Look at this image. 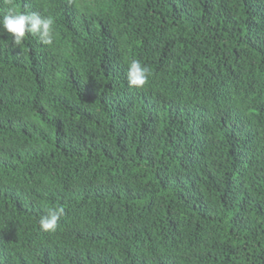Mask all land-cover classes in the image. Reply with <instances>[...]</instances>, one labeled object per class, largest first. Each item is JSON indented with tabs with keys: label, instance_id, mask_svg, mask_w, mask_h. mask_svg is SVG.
Masks as SVG:
<instances>
[{
	"label": "trees",
	"instance_id": "1",
	"mask_svg": "<svg viewBox=\"0 0 264 264\" xmlns=\"http://www.w3.org/2000/svg\"><path fill=\"white\" fill-rule=\"evenodd\" d=\"M9 8L55 36L0 27V264H264V0Z\"/></svg>",
	"mask_w": 264,
	"mask_h": 264
},
{
	"label": "clouds",
	"instance_id": "2",
	"mask_svg": "<svg viewBox=\"0 0 264 264\" xmlns=\"http://www.w3.org/2000/svg\"><path fill=\"white\" fill-rule=\"evenodd\" d=\"M54 23L52 16H42L39 12H24L12 8L0 18V27L11 36L13 47L21 46L26 36L38 38L45 46L53 45ZM150 75L149 67L138 59L130 60L127 65L125 76L130 89L143 88L148 83ZM64 214L63 206L47 208L39 218L40 229L44 232H55Z\"/></svg>",
	"mask_w": 264,
	"mask_h": 264
}]
</instances>
